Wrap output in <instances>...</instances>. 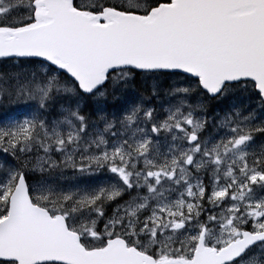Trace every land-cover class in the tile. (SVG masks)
Masks as SVG:
<instances>
[{
    "label": "snow or ice",
    "instance_id": "obj_1",
    "mask_svg": "<svg viewBox=\"0 0 264 264\" xmlns=\"http://www.w3.org/2000/svg\"><path fill=\"white\" fill-rule=\"evenodd\" d=\"M0 264H264V0H0Z\"/></svg>",
    "mask_w": 264,
    "mask_h": 264
}]
</instances>
